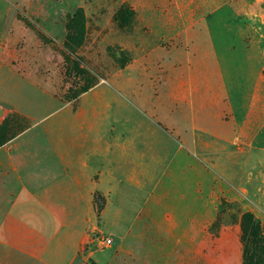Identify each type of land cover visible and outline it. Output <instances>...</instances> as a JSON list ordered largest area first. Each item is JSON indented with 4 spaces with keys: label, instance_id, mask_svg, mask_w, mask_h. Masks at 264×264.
Segmentation results:
<instances>
[{
    "label": "rangeland",
    "instance_id": "374dc122",
    "mask_svg": "<svg viewBox=\"0 0 264 264\" xmlns=\"http://www.w3.org/2000/svg\"><path fill=\"white\" fill-rule=\"evenodd\" d=\"M68 123L155 185L87 264H264V0H0V148Z\"/></svg>",
    "mask_w": 264,
    "mask_h": 264
},
{
    "label": "crops",
    "instance_id": "0c3cea01",
    "mask_svg": "<svg viewBox=\"0 0 264 264\" xmlns=\"http://www.w3.org/2000/svg\"><path fill=\"white\" fill-rule=\"evenodd\" d=\"M99 132L65 124L31 144L22 134L0 148V264H87L109 257L98 236L106 233L114 199L149 193L155 185L148 176L137 180L129 152L100 142ZM95 195L107 199L100 218Z\"/></svg>",
    "mask_w": 264,
    "mask_h": 264
},
{
    "label": "built area",
    "instance_id": "2783aa9c",
    "mask_svg": "<svg viewBox=\"0 0 264 264\" xmlns=\"http://www.w3.org/2000/svg\"><path fill=\"white\" fill-rule=\"evenodd\" d=\"M112 244V240L110 238H105L102 240V246L109 247Z\"/></svg>",
    "mask_w": 264,
    "mask_h": 264
}]
</instances>
